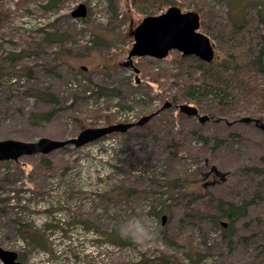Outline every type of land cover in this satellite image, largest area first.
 <instances>
[{
    "label": "rangeland",
    "instance_id": "1",
    "mask_svg": "<svg viewBox=\"0 0 264 264\" xmlns=\"http://www.w3.org/2000/svg\"><path fill=\"white\" fill-rule=\"evenodd\" d=\"M50 1H0V140H67L156 114L82 147L0 161V246L24 264H264V132L239 122L264 124V66L244 62L263 33L264 0H54L45 8ZM169 1L199 14L219 57L242 45L240 69L214 66L254 78L259 95L217 107L221 116L202 124L162 109L201 70L177 51L162 59L128 53L132 28ZM81 3L86 16L72 18ZM245 20L248 31L236 35ZM36 90L57 102L36 99ZM49 111V120L30 122L31 113ZM218 200L241 208L232 224L208 217L222 214ZM114 232L131 244H111Z\"/></svg>",
    "mask_w": 264,
    "mask_h": 264
},
{
    "label": "water",
    "instance_id": "2",
    "mask_svg": "<svg viewBox=\"0 0 264 264\" xmlns=\"http://www.w3.org/2000/svg\"><path fill=\"white\" fill-rule=\"evenodd\" d=\"M1 1V0H0ZM87 8L84 4H78L70 13L72 18H84ZM200 18L196 12H182L180 8L171 6L158 15L143 18L140 24L132 31L133 45L128 53L132 56H149L156 59L165 58L169 51H177L182 56H194L201 61L209 63L214 58V46L209 38L199 32ZM264 34V23L262 27ZM84 69V67H83ZM137 73L138 71L135 70ZM171 103L165 102L162 109H167ZM175 108L187 117H197L200 123L209 120L207 115L200 116L198 110L189 104L183 103ZM156 112L141 117L135 123H116L103 127L85 128L74 138L67 140H54L39 138L34 142H24L13 139L0 140V161H16L22 156L47 155L57 149L72 145L82 147L85 144L96 141L113 133H124L134 126H141L152 118ZM239 122H253L264 132V124L259 119L244 117ZM165 216L161 217V225ZM222 227L226 223L221 222ZM0 261L2 264H24L18 258L15 251L6 250L0 246Z\"/></svg>",
    "mask_w": 264,
    "mask_h": 264
},
{
    "label": "trees",
    "instance_id": "3",
    "mask_svg": "<svg viewBox=\"0 0 264 264\" xmlns=\"http://www.w3.org/2000/svg\"><path fill=\"white\" fill-rule=\"evenodd\" d=\"M139 0H133V3L135 4ZM160 0L153 2L152 4H156ZM168 1V0H167ZM55 2L54 0H51L48 5H45V8H52L54 6ZM169 4L171 6L173 5V2L169 1ZM259 7V22L264 23V15L262 14V6L258 4ZM1 20V18H0ZM248 21L242 22L240 25L235 27V34L238 35L240 30L248 31V28H246ZM247 34V33H246ZM249 36V34H247ZM48 39V37H45V40ZM259 44H257L258 47H252L250 48V51L246 53V59L244 62H248L247 65L255 66L257 71H262L264 66V34L259 33L258 35ZM242 45H237L235 47V52L229 53L226 57L221 58L217 56L216 61L214 62H203L200 59H197L193 56H182L181 60L183 61H189L194 62L196 66L198 67V70H201V77L197 83H190L182 88V91L178 94H174L171 97V106L174 107L180 104H177L179 100H185L186 104H189L191 106H194L198 112L200 108L203 109H209L210 114L207 115L209 119H213L215 114L218 113L219 116H221L219 113H222V111H216L217 107H225L228 104L236 103L238 100H240L241 97H248L250 95H259L260 89L255 82V79L252 77H231V76H225L223 73H219L216 71V68L214 64L217 66H220L222 68H229L233 67L235 70L240 69V65L238 63V59L235 58L238 54L239 50H242ZM252 50V51H251ZM20 55H15V58H18ZM250 56V58H249ZM214 66V67H212ZM250 67H247V69ZM253 82V83H252ZM115 91L114 89H105L100 87L99 93L100 94H112V92ZM233 91H235V94H233ZM115 94H118L117 91ZM36 99L50 102V103H56L57 100L53 97L51 93L44 92V91H34L32 94ZM183 104V103H181ZM169 107V108H170ZM179 112V111H178ZM180 113V112H179ZM53 112H33L29 115V120L32 124H37L42 121H47L53 116ZM182 114V113H180ZM183 115V114H182ZM139 127V126H136ZM85 129V128H83ZM82 129V130H83ZM130 129L125 131L124 133L128 132ZM124 133H118V134H124ZM176 147V144L174 145V148ZM175 150H177L175 148ZM218 208L221 211L220 217H217L215 215H208L212 221L217 223L220 219L227 220L229 224H232V222L241 215L239 213L240 209L237 207H234L230 203L224 202L222 200H218ZM167 213V211H164ZM159 211L153 212L155 216H158ZM221 223V222H220ZM161 224V223H160ZM163 230L162 227H160V232ZM161 240L164 244L169 245V241L166 240V238L161 237ZM108 241L111 244H120V245H127L131 244L130 239L123 236V234H118L116 232L110 233ZM19 258V257H18ZM21 261V260H20Z\"/></svg>",
    "mask_w": 264,
    "mask_h": 264
},
{
    "label": "flooded vegetation",
    "instance_id": "4",
    "mask_svg": "<svg viewBox=\"0 0 264 264\" xmlns=\"http://www.w3.org/2000/svg\"><path fill=\"white\" fill-rule=\"evenodd\" d=\"M182 12H184V11H182ZM186 12H195V11H186ZM185 13V12H184ZM197 13V12H196ZM199 15V14H198ZM145 18V17H144ZM200 18V17H199ZM142 20H143V18H142ZM141 20V21H142ZM140 21V22H141ZM140 22L135 26V28L140 24ZM199 27H200V22H199ZM135 28H132V30H134ZM198 31H199V29H198ZM200 32V31H199ZM131 35H132V33H131ZM205 35V34H204ZM133 37V36H132ZM208 37V36H207ZM209 38V37H208ZM209 41L211 42V40L209 39ZM211 44L214 46V44L211 42ZM132 49V48H131ZM214 51H215V46H214ZM130 52V51H129ZM170 52V51H169ZM169 54V53H168ZM217 54H216V52L214 53V58H213V60L211 61V62H214V61H216V58H217ZM132 57H138V58H141V57H149V56H132ZM194 57V56H193ZM153 58V57H152ZM196 58V57H195ZM198 59V58H197ZM204 62V61H203ZM199 121V120H198ZM216 121V120H215ZM200 123V122H199ZM202 124V123H201ZM214 173L215 175H217L218 173H217V171L215 170V169H213V171H210L209 173H208V175H206V176H209V175H211V173Z\"/></svg>",
    "mask_w": 264,
    "mask_h": 264
}]
</instances>
